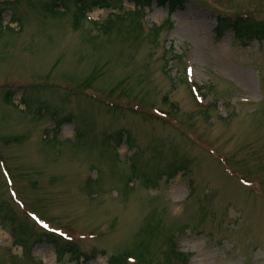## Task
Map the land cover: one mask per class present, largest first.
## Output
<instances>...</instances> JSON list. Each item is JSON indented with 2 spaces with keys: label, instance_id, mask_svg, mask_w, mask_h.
I'll list each match as a JSON object with an SVG mask.
<instances>
[{
  "label": "rangeland",
  "instance_id": "374dc122",
  "mask_svg": "<svg viewBox=\"0 0 264 264\" xmlns=\"http://www.w3.org/2000/svg\"><path fill=\"white\" fill-rule=\"evenodd\" d=\"M169 11L0 0V264H264V0Z\"/></svg>",
  "mask_w": 264,
  "mask_h": 264
},
{
  "label": "trees",
  "instance_id": "16d2710c",
  "mask_svg": "<svg viewBox=\"0 0 264 264\" xmlns=\"http://www.w3.org/2000/svg\"><path fill=\"white\" fill-rule=\"evenodd\" d=\"M130 1H134L137 5H149L152 1L154 0H130ZM158 2L159 5H166L169 7L170 12H174L177 9H181L184 7L185 5V0H156ZM75 24H78L77 21H75ZM220 24L221 27L225 28H233L234 31L236 32H242V31H261L263 28L260 26L259 23H256L253 19H245V18H238L236 21L235 20H231L230 18H222L220 17ZM107 27V26H106ZM6 101L8 103H12L13 98L10 96V91L6 94ZM55 240L54 238H50V242ZM173 251V248H172ZM175 257L176 258H180L181 262H184L185 260H187V258L185 257V255L181 252L175 253ZM172 259V258H170ZM111 264V263H109ZM114 264V263H113ZM177 264V263H175Z\"/></svg>",
  "mask_w": 264,
  "mask_h": 264
},
{
  "label": "snow or ice",
  "instance_id": "6c2138e0",
  "mask_svg": "<svg viewBox=\"0 0 264 264\" xmlns=\"http://www.w3.org/2000/svg\"><path fill=\"white\" fill-rule=\"evenodd\" d=\"M45 227H47V225H45Z\"/></svg>",
  "mask_w": 264,
  "mask_h": 264
}]
</instances>
